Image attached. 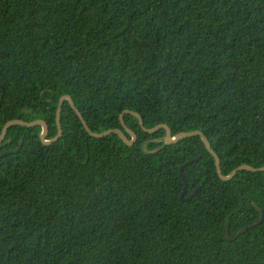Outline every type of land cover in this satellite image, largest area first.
<instances>
[{
    "label": "trees",
    "instance_id": "obj_1",
    "mask_svg": "<svg viewBox=\"0 0 264 264\" xmlns=\"http://www.w3.org/2000/svg\"><path fill=\"white\" fill-rule=\"evenodd\" d=\"M64 96L93 132L131 111L202 131L224 175L264 167V0H0V135L21 119L55 137ZM124 120L133 146L92 137L69 102L51 146L8 129L0 264H264V221L235 238L261 219L264 172L222 181L200 136L167 145Z\"/></svg>",
    "mask_w": 264,
    "mask_h": 264
},
{
    "label": "water",
    "instance_id": "obj_2",
    "mask_svg": "<svg viewBox=\"0 0 264 264\" xmlns=\"http://www.w3.org/2000/svg\"><path fill=\"white\" fill-rule=\"evenodd\" d=\"M66 102H69L71 109L80 118V120H81L83 126L85 127L86 131L92 137H95V138H103V137H106V136L114 133V134L118 135L126 145H128V146L135 145V143L137 142V135L132 130H130L128 128V126L126 125L125 120H124V115H127L128 114V115H132L134 117H137L138 120H139L140 126L148 134L157 133L161 129L166 130V137L164 139V142L167 145H176V144H178L179 142H181L184 139H188V138L200 136L202 138V141H203L206 149L208 150V152L215 158L217 174H218L219 178L222 181H225V182L231 181L232 179L236 178L237 175L241 171H244V170L251 171V172H254V173L264 172V167L256 168V167H254L252 165L246 164V165H242L239 168H237L236 170H234L233 173H231L229 175H224L223 172H222L221 160H220L219 156L217 155V153L212 149L209 139L205 136V134L202 131L196 130V131H190V132H181V133L177 134L176 136H173L172 130L166 124L157 125L156 127H153L151 129L146 128L145 127V124H144L143 117H141L139 114L134 113V112H131V111H125L120 116V120H121V123H122V126H123L124 130L117 128V129H110V130H107V131L102 132V133L93 132L90 129V127L88 126V124L85 121L84 117L81 115L80 111L76 108V105H75L73 99L70 96H64V97H62L60 99V102H59V105H58L57 114H56V123H57V127H58V133H57V135L55 137H53L51 139H48L49 126L43 120H35V121H31V122H26V121H23L21 119H14V120L8 121L5 124V126L3 127L2 134L0 135V146L1 147H4V146H6L10 142V140L5 141L6 135H7L8 129L11 128L12 126H15V125H21V126L28 127V128L40 126L42 128V131L40 133L41 142L45 146H51L52 144H54L55 142H57L63 136L64 131H63L62 123H61V114H62V108H63V106H64V104ZM126 133H128L131 138H129ZM23 141H24V139H22L20 141V144H19V146L16 149L6 151L4 154H9V153L17 152L20 149V146L22 145ZM148 142L149 141H147V142H145V143L142 144L143 151L146 154H154V153H156L158 150L157 151H152V152H149V151H146L145 150V147L148 144ZM200 159H201V157L199 156V157H197V158H195V159H193L191 161L186 162L180 168V175H181V177H182V179L184 181V188H183V191L181 193V199L184 200V201H190V200H192L193 197L196 195V193L199 190V187H198L189 196L186 197L187 190H188V182H187V180H186V178L184 176V170H185V168L187 166L193 164L194 162L199 161ZM256 206H257V208L259 209V211L261 213V219H260V221H257L256 223H254V224H252V225H250V226H248V227L240 230L236 234L235 238L238 237V236H240V235H242L248 229H251V228H253L255 226H258L259 224H262L263 223V221H264V210L261 207H259L258 205H256ZM226 235H227V238H228L229 241L233 240L232 237H231V235H230L229 228H227V230H226Z\"/></svg>",
    "mask_w": 264,
    "mask_h": 264
}]
</instances>
